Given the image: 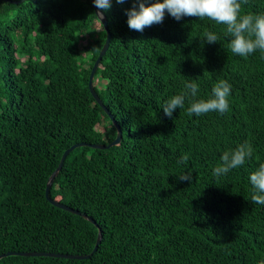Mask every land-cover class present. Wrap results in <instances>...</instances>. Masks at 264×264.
<instances>
[{
    "label": "trees",
    "instance_id": "obj_1",
    "mask_svg": "<svg viewBox=\"0 0 264 264\" xmlns=\"http://www.w3.org/2000/svg\"><path fill=\"white\" fill-rule=\"evenodd\" d=\"M18 1L0 0V254L89 255L98 228L81 215L102 239L86 259L12 255L0 264H259L264 205L252 202L249 176L264 163V52L235 55L226 25L167 11L162 23L132 30V0H110L93 86L121 141L94 149L116 137L88 89L105 28L90 0ZM247 13L264 14V0L242 3ZM207 31L218 41L205 42ZM220 79L232 86L224 114L189 115L187 99L164 114L186 83L207 99ZM245 141L252 157L213 176L222 154ZM80 143L49 192L75 215L47 201L45 187ZM183 154L188 162L177 163ZM184 172L191 184L178 179Z\"/></svg>",
    "mask_w": 264,
    "mask_h": 264
},
{
    "label": "clouds",
    "instance_id": "obj_2",
    "mask_svg": "<svg viewBox=\"0 0 264 264\" xmlns=\"http://www.w3.org/2000/svg\"><path fill=\"white\" fill-rule=\"evenodd\" d=\"M118 4H124L126 0H116ZM247 0H155L147 3V0H132V6L125 9L127 23L130 29L143 32L145 27L163 22L165 12L177 21L184 16H194L203 20L205 18L216 24L226 25V34L231 37L229 48L235 55L247 58L257 50L264 52V14H242V3ZM99 9L96 16L101 19L104 13L111 8L110 0H94ZM205 42L215 43L219 37L216 33L207 31L203 34ZM231 84L220 79L211 88V95L207 99H197L199 84L194 80L184 85V90L169 97L162 105L163 112L169 118L174 110L183 108L186 99L190 101L187 108L189 115L201 116L209 112L224 114L229 110V96ZM252 145L245 141L234 149L225 151L221 156V163L212 170L213 176L219 178L228 174L231 170L241 167L253 155ZM188 154H183L177 163L186 164ZM181 181L191 184V174L182 173ZM253 187L251 200L255 204L264 205V163L249 176ZM264 264V259L259 261Z\"/></svg>",
    "mask_w": 264,
    "mask_h": 264
},
{
    "label": "water",
    "instance_id": "obj_3",
    "mask_svg": "<svg viewBox=\"0 0 264 264\" xmlns=\"http://www.w3.org/2000/svg\"><path fill=\"white\" fill-rule=\"evenodd\" d=\"M24 0H20L18 1L19 3H21ZM17 2V3H18ZM95 14L99 11V9L95 6L94 4V0H90ZM98 21L102 24L103 28H105L106 33H107V37L106 40L102 46V48L100 49V52L98 54V57L96 58L95 62L93 63V66L91 68L90 74L88 76V89L92 95V97L95 99V101L97 102V104L104 110V112L110 117V119L112 120L113 125L115 126L116 129V137L113 141H111L108 145H102V144H90L89 146L91 148L94 149H105V148H110L113 146H116L120 143L121 141V130L119 128V126L115 123V121L113 120V117L109 114L108 110L103 106L102 101L99 99L98 95L96 94L95 90H94V86H93V79H94V75L95 72L97 70V67L102 59V57L104 56L106 50L108 49V45H109V40H110V34L109 31L107 30L106 27V21H105V17H101L98 18ZM82 145H85L84 143H80V144H75L72 145L69 149L65 150L64 153L62 154L59 164L57 166V168L54 170V172L49 176L47 182H46V187H45V198L47 199V201H49L53 206H56L60 209L66 210L68 212H71L75 215H81L78 211L73 210L71 208H69L68 206H65L61 203H59L58 201L51 199L49 196V192H50V186L54 180V178L56 177V175L58 174V172L60 171L63 161L66 158V156L76 147H80ZM85 220H87L88 222L92 223L93 225H95L98 228V233H97V238H96V242L94 245V248L92 250V252L89 255H67V254H55V253H43V252H21V253H17V252H7L5 254H0V259L7 257V256H12V255H19V256H26V257H53V258H63V259H86L88 258L90 255H92L98 248L99 244L101 243V239H102V232L101 229L98 227V225L93 221V219L91 217H88L87 215H81Z\"/></svg>",
    "mask_w": 264,
    "mask_h": 264
},
{
    "label": "rangeland",
    "instance_id": "obj_4",
    "mask_svg": "<svg viewBox=\"0 0 264 264\" xmlns=\"http://www.w3.org/2000/svg\"><path fill=\"white\" fill-rule=\"evenodd\" d=\"M95 84H96L97 86L99 85V83H98L97 80L95 81ZM198 138L200 139V137H198ZM198 145H199V140L195 142V146H198Z\"/></svg>",
    "mask_w": 264,
    "mask_h": 264
}]
</instances>
